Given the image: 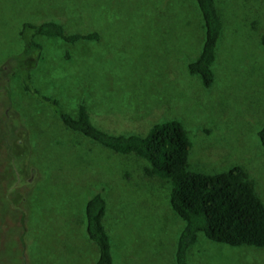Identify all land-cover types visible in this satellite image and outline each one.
<instances>
[{
  "label": "rangeland",
  "instance_id": "1",
  "mask_svg": "<svg viewBox=\"0 0 264 264\" xmlns=\"http://www.w3.org/2000/svg\"><path fill=\"white\" fill-rule=\"evenodd\" d=\"M218 5L223 35L215 83L206 89L188 71L204 35L193 0H0V264H93L99 252L85 205L103 189L115 264H175L185 223L170 206L171 185L146 178L142 161L68 130L48 96L70 113L83 102L93 122L114 134H144L176 118L189 131L198 170L242 165L264 203L256 139L264 123V49L257 45L264 0ZM50 20L101 38L76 46L48 39L44 59L31 56L34 66L21 62L14 77L22 26ZM29 74L32 90L25 91L20 77ZM190 252V264H264V248L215 244L203 234Z\"/></svg>",
  "mask_w": 264,
  "mask_h": 264
},
{
  "label": "trees",
  "instance_id": "2",
  "mask_svg": "<svg viewBox=\"0 0 264 264\" xmlns=\"http://www.w3.org/2000/svg\"><path fill=\"white\" fill-rule=\"evenodd\" d=\"M193 3L200 14L199 22L203 24L204 35L199 56L189 64L188 71L200 78L202 87L210 89L216 79L213 64L218 57L224 23L218 0H193ZM185 6L187 11H191L188 5ZM20 38L23 41L21 53L16 56L14 65L11 63L14 77L19 75L16 70L21 67V62L24 65L27 61L30 67L35 64L31 56H35L37 62L44 59L42 55L48 39L61 41H56L60 45L76 46L82 40L97 42L101 36L96 32L69 33L62 23L50 20L24 24ZM257 45L259 49H264V34ZM20 78L23 89L31 91L28 86L32 82L31 75ZM262 86L260 84L259 88ZM44 99L50 101V107L68 130L118 154L131 156L138 165L139 160L142 161L146 178L159 177L161 185H171L170 206L175 216L185 223L176 243L175 264H190V249L199 234L215 244L264 248V203L256 193L252 176L242 165H233L227 171L216 173L198 170L196 162L192 158L190 160L194 144L182 121L176 118L159 120L144 134H114L93 122L83 102H78L75 112L70 113L63 110L56 98L48 96ZM257 135L258 146L264 153V123ZM104 194L106 189L91 196L85 205L87 233L99 252L93 264H115L116 260L112 249L114 229L106 217L108 204Z\"/></svg>",
  "mask_w": 264,
  "mask_h": 264
}]
</instances>
